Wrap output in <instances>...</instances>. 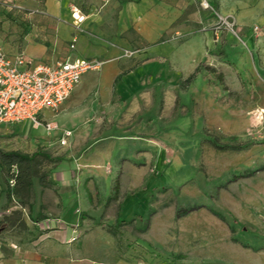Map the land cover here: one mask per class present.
<instances>
[{
	"label": "rangeland",
	"instance_id": "rangeland-1",
	"mask_svg": "<svg viewBox=\"0 0 264 264\" xmlns=\"http://www.w3.org/2000/svg\"><path fill=\"white\" fill-rule=\"evenodd\" d=\"M44 1L0 0V47L6 54L43 59L39 53L26 54L23 45L29 33L35 41L57 37L47 27L57 20H41ZM128 1L140 0H74L70 9L94 13L92 26L74 29L111 38L119 5ZM146 1L147 11L139 9L136 21L164 30L154 41L161 37L186 44L184 59L197 58L201 46L194 79L184 81L190 73L177 80L176 66L169 64V74L143 83L122 104L113 91V116L90 115L84 125L99 128L75 149L56 141L51 147L33 142L22 148L26 138L18 139L17 128L1 133L0 150L43 151L64 159L90 154L94 163L103 162L101 168L94 166L96 178L90 179L79 160L71 184H62L55 179L63 172L57 168L60 161L39 160L43 180L32 177L27 196L24 192L6 203L10 209L4 217L19 228L30 220L44 229L60 214L63 224L74 229L72 241L63 244L74 246L83 263L264 264V140L243 131L246 112L264 92V52L250 49L244 38L245 30L257 25L253 34L258 39L264 26L245 20L264 15V0ZM223 19L235 33H227ZM40 26L42 34L34 30ZM129 37L128 51L134 53L122 52L127 68L141 59L135 54L146 44ZM91 74L88 70L80 79ZM96 92L97 87L91 95ZM11 173H17L15 167ZM0 180L6 196L1 173ZM7 181L13 188L14 181ZM182 209L189 211L176 216Z\"/></svg>",
	"mask_w": 264,
	"mask_h": 264
},
{
	"label": "crops",
	"instance_id": "crops-1",
	"mask_svg": "<svg viewBox=\"0 0 264 264\" xmlns=\"http://www.w3.org/2000/svg\"><path fill=\"white\" fill-rule=\"evenodd\" d=\"M73 2L74 0L44 1L41 20L42 18L45 19L44 21L49 20V18L57 20L55 24L47 26L50 28V32H56L57 37L46 35L47 37L42 36L39 41H35L31 38L32 34L29 33L24 36V52L26 54L33 53V55L34 53L42 54L43 59L40 61L48 64H54L66 58L97 59L103 63L98 69L91 70L93 74L79 80L57 111L43 109L40 112V119L52 122L56 125L55 129L47 131L42 126L34 127L28 120L12 124H0V134L8 132L9 128L13 130L17 128L20 133L18 139L20 137L26 138L20 143L22 148L33 146V142L51 147L56 141L61 146L59 137L62 131L70 130L71 135L67 138V143L63 147L66 148L72 143L71 149H75L78 146V141L86 142L92 135L90 132H95V128H99L96 123L92 124V129L89 123L84 125V121L90 115L97 114L105 118L113 116V91L117 101H119L118 103L122 104L128 99L134 98L133 96L143 83H150L169 74V64L176 66L175 77H177V80L181 78V75L195 73V69H198L196 73L199 71V60L196 61V59L202 58L200 45L197 58L192 55L191 58L184 59L186 44L171 43L161 37L154 41L152 37L154 35L160 36L164 30L160 33L152 30L149 26L139 25L136 21L139 16V9L147 11L148 1L120 3L117 12V30L109 39L97 38L92 34L87 36L79 30H75L73 24L70 25L69 22L72 20L71 10L73 9H70V6L73 5ZM80 12L84 15V19L80 23V29L83 25L92 26V20L94 19L92 10ZM253 21L264 26V15H251L245 20V23H252ZM93 27L96 28V25H93ZM41 28L44 27L40 26L38 29L34 28V30L41 33ZM229 32L227 31L228 34H230ZM131 34L135 38L145 40L146 44L141 49H137L141 51L140 55L138 54L139 51L135 54L141 59H135V63L127 68L128 59L124 55L122 56V52L131 49L133 44L132 39L129 37ZM244 38L250 49L258 50L259 48L260 52H264V29L260 37L256 39L250 27L245 30ZM43 40L47 41L44 43ZM64 41H67L68 44H65ZM71 43H73L72 48L70 47ZM262 58L264 60V53ZM188 76L184 81H188ZM83 86H85V89L82 88ZM95 87H97V92L93 96L91 93ZM258 101L251 108L264 106V92L259 95ZM248 111L246 112L243 131L248 125ZM257 138L264 140V131ZM71 158L70 156L67 159L61 158L60 167H57L64 172L58 174V177L55 178L60 180L62 184H71L72 171L75 165L78 164L77 162H80L79 160H82L80 163L85 167L84 175L90 179L96 178L94 177V174H96L94 169L97 168L94 166L99 165L98 167L101 168L103 164V162L94 163L91 159L95 158L90 154ZM6 203L7 199L3 194L0 180V264H89L83 263L84 257H80L74 252V246L68 247L69 245H65L68 244L67 240L71 239V235L74 234V229L72 227L70 229V226L63 224L60 214L53 216L60 219L61 222L59 224L52 223L51 227L54 228L52 230L39 229L30 220H25L24 228H19L10 224L9 220L7 221V218L4 217V214L8 213L10 209L9 206L6 207ZM42 218L47 219L48 216L45 215ZM36 220L34 219V222Z\"/></svg>",
	"mask_w": 264,
	"mask_h": 264
},
{
	"label": "built area",
	"instance_id": "built-area-1",
	"mask_svg": "<svg viewBox=\"0 0 264 264\" xmlns=\"http://www.w3.org/2000/svg\"><path fill=\"white\" fill-rule=\"evenodd\" d=\"M71 18L73 26L79 29L84 15L79 9L73 8ZM222 22L230 32L235 33L232 24L224 19ZM257 30L258 27L254 26L253 31ZM70 47H73V43ZM133 53L134 51L124 50L126 56ZM102 63L101 60L85 58H66L54 64L33 62L27 60L23 53L10 56L0 47V124L28 120L34 127L42 126L47 131L55 129V124L40 119V112L43 109L57 111L78 84L82 74L98 69ZM263 131L264 106H255L248 111L245 134L259 137ZM70 135V130H63L59 144L65 145ZM54 221L56 224L61 222L56 218ZM52 229L54 228L47 227L43 230ZM71 241L69 239L67 243Z\"/></svg>",
	"mask_w": 264,
	"mask_h": 264
},
{
	"label": "trees",
	"instance_id": "trees-1",
	"mask_svg": "<svg viewBox=\"0 0 264 264\" xmlns=\"http://www.w3.org/2000/svg\"><path fill=\"white\" fill-rule=\"evenodd\" d=\"M198 69H195V73ZM194 77V73L188 76L187 80L190 81ZM47 160L48 162H57L61 158H53L48 152L36 151L33 153H26L18 150H0V173L1 177L6 184V199L7 203H10L14 197H22L25 192V196L29 192L31 186V178L37 177L41 181L44 174L39 175L37 166H39V160ZM15 167L17 173H11V168ZM8 178L14 181V187L10 188L8 184ZM119 189V180L115 179L114 193L116 194ZM189 209H182L177 211L176 216H181L187 213ZM7 218V217H6ZM8 221V218L6 219Z\"/></svg>",
	"mask_w": 264,
	"mask_h": 264
}]
</instances>
